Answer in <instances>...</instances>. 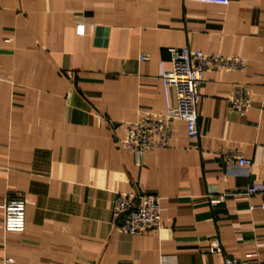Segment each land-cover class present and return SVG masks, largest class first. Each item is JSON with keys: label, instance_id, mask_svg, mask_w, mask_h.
<instances>
[{"label": "crops", "instance_id": "obj_1", "mask_svg": "<svg viewBox=\"0 0 264 264\" xmlns=\"http://www.w3.org/2000/svg\"><path fill=\"white\" fill-rule=\"evenodd\" d=\"M186 47L246 66L205 72L198 141L177 121L138 157L127 125L177 106L160 77ZM0 74V264H264V195L236 193L264 184V0H0ZM122 194L157 195L162 228L118 230ZM18 198L26 230L10 233Z\"/></svg>", "mask_w": 264, "mask_h": 264}, {"label": "built area", "instance_id": "obj_2", "mask_svg": "<svg viewBox=\"0 0 264 264\" xmlns=\"http://www.w3.org/2000/svg\"><path fill=\"white\" fill-rule=\"evenodd\" d=\"M184 1L220 6H227L231 2V0ZM79 32H84V26H79ZM170 52L172 54L171 69L167 70L163 66L160 79L166 96L170 88L173 87L176 90L177 106L172 107L168 103L164 114L157 117L147 116L127 125V139L124 141V147L138 157L168 147L173 126L177 121L185 122L190 139L198 141L200 139L198 106L202 97L200 89L205 72L218 69L242 71L246 66L241 58L209 55L188 47L171 49ZM141 60H145V57L141 56ZM230 105L236 112H245L250 106L248 92L245 89L236 88L230 99ZM238 164L250 167L252 161L239 158ZM236 193L247 196L264 195V184H254L245 193ZM224 200V195L216 198L210 196L212 203ZM26 206L27 202L21 198L9 200L4 204V227L7 232L23 233L26 230ZM112 213L118 230L129 235H139L162 228L160 198L154 194H122L115 200ZM209 253L224 256L219 238L211 240ZM224 264L242 263L237 258L224 256Z\"/></svg>", "mask_w": 264, "mask_h": 264}]
</instances>
